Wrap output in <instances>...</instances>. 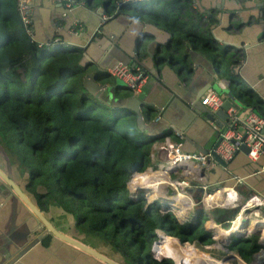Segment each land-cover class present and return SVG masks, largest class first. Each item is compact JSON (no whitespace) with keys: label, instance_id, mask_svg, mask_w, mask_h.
<instances>
[{"label":"crops","instance_id":"crops-1","mask_svg":"<svg viewBox=\"0 0 264 264\" xmlns=\"http://www.w3.org/2000/svg\"><path fill=\"white\" fill-rule=\"evenodd\" d=\"M59 1L30 0L33 41L40 46L62 44L63 42L57 37L70 42L67 32L61 30L66 24L65 19L69 24V34L74 30L77 31L78 28V36H83L78 44L66 43L62 46L77 50L75 54H79L78 64L82 70L80 86L84 77L91 74L97 84L113 89L117 101L128 99L129 108L117 109L131 113L137 131L147 135L149 139H159L153 145H171L182 153L199 154V151L195 150L196 145L211 152L214 143L221 136L223 122L217 118L209 121L203 115H195L192 101L196 95L199 96L200 104L201 99L208 92L216 93L224 101L228 98L227 90H231L233 97L239 101V105H233L230 108H236L243 113L249 107H254L264 117V0H143L139 3H128L122 9L117 3L111 15L103 22L101 18L104 16V2L92 3L91 1L90 6H87V0H78L77 9L67 14L62 2ZM141 27H145L146 35L149 37L147 43L150 44L151 55L142 53L136 58V67L146 72L147 79L141 90L133 94L121 81L112 79L108 70L120 63L119 61H127L124 56L125 51L131 56L130 63H133L132 48L135 46L136 36L142 32ZM195 42L198 44L194 46ZM156 51H160L161 56L168 63L158 64ZM237 65L240 67L235 70L234 66ZM216 67L220 74L218 80L212 77V68ZM235 81L240 82L238 87L243 92L237 89ZM209 85L215 88L212 89ZM243 85L247 90L241 88ZM247 94H252L253 98L250 99ZM106 95L109 99L108 94ZM104 104L111 106L105 101ZM133 107L143 127L157 123V120H161V124L149 130L138 129L136 111L130 109ZM155 150L153 147L151 161L153 164L161 162L158 155L154 156ZM226 164L227 167L221 169L211 160L201 172L197 170L193 172L200 175L201 179L198 182L203 185L204 194L214 195L221 189L226 196V190H231L238 196V202L235 204H240L251 194H257L264 199L263 156L253 161L239 151ZM159 171H164V167L160 165L157 172ZM164 176L168 177V174L164 173ZM25 179L26 177L21 175L15 178L20 185L25 183ZM136 185L132 184L134 191L142 189V185ZM128 190L129 193L132 191ZM182 193L190 199H194L197 195V191H194L192 195H188L184 190ZM150 196L151 200L155 198ZM132 197L134 198L133 194ZM6 201L7 198L0 199V237L6 234L9 237L14 232H32L37 225L27 209L19 205L21 210L15 216L14 213L10 214ZM147 203L152 204L149 201ZM48 205L50 207L47 211ZM177 205L173 203L170 207L177 208ZM41 208L46 209L44 211H47L48 220L61 233L74 234L83 244L101 251L109 258L117 259L118 253H115L106 242L78 233L75 222L71 223L70 217L65 215L70 213L57 202H45L44 207ZM198 209L201 210L200 206ZM185 210L188 208L185 207ZM187 214L176 213L175 215L183 217L177 220L185 223ZM210 228V225L204 227L205 231ZM252 228L250 226L249 229ZM212 229L215 230L213 227ZM240 229L243 227L237 231ZM40 233L39 231L36 235ZM91 238L98 240L87 242V239ZM234 239L237 240L233 237L228 248ZM189 243L201 246V242L197 239ZM2 244L3 242L0 241V247ZM210 253L214 254L215 251ZM175 257L165 258V260L175 264L177 262ZM124 259L128 264H136L141 260L140 258ZM30 260L33 263H30ZM91 261L90 256L79 250H73L59 240L55 242L53 250H47V242L43 243L42 240L31 248L18 264H97Z\"/></svg>","mask_w":264,"mask_h":264},{"label":"trees","instance_id":"trees-1","mask_svg":"<svg viewBox=\"0 0 264 264\" xmlns=\"http://www.w3.org/2000/svg\"><path fill=\"white\" fill-rule=\"evenodd\" d=\"M91 1L105 3L107 18L117 3L120 9L128 4L88 0L87 6ZM50 47L38 45L27 34L16 0H0V149L26 177L27 191L40 208L57 202L72 214L78 233L101 239L123 258L170 264L153 261L145 253L148 249L155 257L175 255L184 264H193L199 254L197 264H209L206 254L175 239L212 243L201 226L200 209L194 222L181 223L129 193L131 175L153 165V144L159 139L137 131L131 113L104 104L80 86L77 50L65 52L59 43L47 56ZM156 229L166 233L159 244ZM236 241L230 249L245 261L259 248L252 235Z\"/></svg>","mask_w":264,"mask_h":264},{"label":"water","instance_id":"water-1","mask_svg":"<svg viewBox=\"0 0 264 264\" xmlns=\"http://www.w3.org/2000/svg\"><path fill=\"white\" fill-rule=\"evenodd\" d=\"M72 1L75 3V5L71 10L64 8L65 13H67V14H69L71 11L73 12L77 9L76 3L78 2V0H72ZM87 2H88V0L86 1V5H88ZM65 21H66V24L63 26V28L61 30H64L65 33L67 32V34H68L67 36L70 39V42L64 41V39H62L61 37H57V38L63 42L62 44L68 43L69 45H77L80 38L83 36H78V31H76V30H74V33L69 34L68 33V31H69L68 25L69 24L67 23V19H65ZM141 28H142V32L136 36V39L134 41L135 46H134V48H132L133 53H134V57H132V59L134 60L133 63H130L131 56L129 55V53L127 51L124 52L125 53L124 56H125V59H127V61H125V62L119 61L120 63L128 65L130 68H134L136 66V62H137L136 58L140 57L142 53L146 54V55H151V53L149 52L150 44L147 43L149 41V37L146 35L145 27H141ZM62 36L65 37L64 35H62ZM34 39H35V37H34ZM56 40L57 39H55V41ZM56 46L57 45H52L51 47H56ZM156 55H157L158 64L163 65V64L168 63L161 56L160 51H156ZM19 72L22 73V79H23L25 77L24 70L21 69V70H19ZM219 76H220V74L218 72V67H216L214 69L212 68V77H214L213 79L218 80ZM238 76H239V74H238ZM239 83L240 82L235 81V86L237 87L238 90H240L238 87ZM82 86L85 89V91L87 93H89L92 97H94L95 99H99L102 102L105 101V102L111 104V106L116 108V109L121 108V107H128L129 108L128 99H122V100L117 101V99H115V97H114L113 89L110 87H105L103 85L97 84L95 82V80L93 79V75H91V74H87L84 77V79L82 81ZM209 86L212 89L215 88L212 85H209ZM106 94H108L109 99H107ZM226 94H227L228 98L223 101L222 106L216 112H212L208 108H206L205 106H202L199 102V98H198L199 96L196 95L194 100L192 101L194 114L198 115V116L203 115L204 118L206 120H209V121H214L215 118H217V120L223 122L225 117H226V111L230 107H232L233 105H239V101L233 97L231 90H227ZM108 100H110V101H108ZM130 109L136 111V109L134 107L130 108ZM136 114H137L136 115L137 116L136 122L138 123V129H140V130L143 128L146 130H149V129L153 128L154 126L161 124V120L156 119L157 123H152L148 127H145V126L143 127V124L139 120V115H138L137 111H136ZM220 127H222V125H220ZM221 140H222V137L219 136L218 139L216 140V142L214 143V145L211 149V152H208V151L201 149L200 146L195 145L194 147L196 148L195 149L196 151H199V154H202V155L210 154L213 162L216 163V165L218 167H220L221 169H224L225 167H227V164L225 162H223L215 152V149L218 147ZM241 152H243L247 155L248 149L245 146H242ZM158 157L162 163H165L167 161V159H166L167 150L166 149L161 150L158 154ZM181 167H184V166L172 168V169H170V172L173 173V172H175L176 169H179ZM149 170H151V169L149 168ZM201 176H203V174H201ZM193 182L194 181L190 182L191 187L185 188L184 192L187 193L188 195H192L194 191H197V195L195 196V202L192 199V202H193L192 207L194 210V207L199 208L198 202L200 201L201 196L204 194V189H203V185H201V183H193ZM128 185H129V182L127 184V188L129 189ZM196 186H197V188H196ZM26 187H27V182L20 185L18 180H14V179L9 178V176L5 173V171L0 168V199L4 200V198H7L6 202L10 208V212H11L10 214L14 213L15 216L19 213L18 211L21 210V208H19V205L24 207L25 209H27V211L30 213L29 215L32 216V218L35 220V223L37 225L36 228H33L32 232L31 231H23V233L22 232H14L9 237H7L8 234H6V236L0 237V241L3 242L2 246L0 247V264H18V262L20 260L21 261L23 260L24 255L27 254V252L31 248H33L37 243H39L40 241L42 242V240H43V243L47 242V250L48 249L53 250L55 242H57L59 240V241L65 243L67 246L73 248V250H75V251L79 250L83 254L90 256L91 260H92L91 263L96 262L97 264H99V263L100 264H128V263H126V260L120 254L117 255L118 256L117 259L114 257L109 258V257L105 256L101 251H98L94 248H91L90 246H88L86 244H83L80 240H78V238H76V236L74 234L61 233L48 220L47 211L49 210L50 206L47 207V211L40 210L41 208L38 206L37 201L35 200V197L30 192L27 191ZM130 193L132 195L131 191H130ZM9 198H10V200H8ZM238 209H239L238 207L236 208V210H235V208H233V209L223 208L222 210L211 211L210 215L214 219L215 223L216 222L220 223V222H222V221H219V218H221L220 216H222V217L227 216L228 219H230L231 217L233 218L235 216L236 212L238 211ZM65 215H68L70 217L71 223L75 222L72 215L67 214V213H65ZM197 215H198V211H195L194 217L196 218ZM246 224H247V221H244L245 226H246ZM225 227L229 228L228 225H226ZM39 231L41 233L39 235H36ZM208 231H213V230L211 228ZM241 232L242 231H239L238 233L232 234V236H230V237H226L224 239L222 238V241H224L226 243V245L229 246L230 245L229 243L231 242V239L233 237H235V238L243 237ZM252 234H256V231L254 230ZM155 235L157 237L156 231H155ZM176 240L179 243H181L177 238H176ZM41 246H42V248H44L43 244ZM45 248H46V246H45ZM143 261L144 260H140V261L136 262V264H143L142 263ZM29 262L33 263L32 260H30ZM157 262H160V261H157ZM19 263H21V262H19Z\"/></svg>","mask_w":264,"mask_h":264},{"label":"built area","instance_id":"built-area-1","mask_svg":"<svg viewBox=\"0 0 264 264\" xmlns=\"http://www.w3.org/2000/svg\"><path fill=\"white\" fill-rule=\"evenodd\" d=\"M60 1L62 2L63 6L68 10H71L75 5V3L72 0H60ZM142 1L143 0H123V2L125 3H130V2L139 3ZM16 3H17V12L20 22L25 28L27 34L33 40L32 38L33 21L31 16L30 0H16ZM106 19L107 17L102 16L101 22H103ZM77 31H79L78 28ZM58 44L59 43L55 45ZM239 67L240 65H237L234 67V69L237 70ZM108 73L112 79L121 81L125 85V87L133 94H136L141 90L142 86L145 84L147 79V74L142 68L136 66L134 68H130L128 65L123 63L115 64L113 67H111L108 70ZM201 104L206 108H208L210 111L216 112L222 106L223 99L214 92H208L201 99ZM223 126H224L223 131L221 133L222 140L218 145V147L215 149L216 154L223 162L228 163L232 159L234 154L241 151L242 146H245L248 149L247 157L249 159L255 161L256 159H258L259 156L264 157V117L261 116L257 112V110H255L254 107H249L243 113H240L236 108H229L226 111V117L223 121ZM157 148L161 150L164 149L167 150V157H166L167 161L162 164L166 168L171 166L169 162L170 160H172V158L181 156L184 158L183 160L185 162H188L193 166L191 168L190 167L191 165H189V168H186L183 165L185 167L184 169L186 172L193 173L196 170L198 172H201L202 169L207 167V165H209L212 160L210 154L202 155L198 153H182L179 150L174 149L171 145L165 146L164 144H162L159 145ZM176 167L179 166L176 165ZM174 173L175 172H173L172 174ZM172 185L174 188L179 187L181 192H183L185 188L191 187L190 181L175 182ZM205 196L206 194H203L201 196L200 201L198 202L201 209H203L202 207H204V204L206 206L211 205L205 202ZM134 198H137V196L134 195ZM237 207L239 209L232 219L222 221L217 225L222 227L228 225L229 226L228 229H230L233 223L238 218H242L243 221H247L246 226H250V224H252L251 219H255L258 223L264 221V213H263L264 199L261 196L257 194H251L247 196L245 199H243V201L240 204H232L230 206H227V209H233ZM191 210H193V207L191 208ZM204 210L205 207L203 209V213L205 212ZM211 220L214 221L212 217H209L208 221H206L204 225H206L207 222L210 223ZM213 226H211V228ZM224 229H226V227ZM254 230L256 231V234H252ZM155 231L157 237H159L158 232L160 230H155ZM208 232L212 244L210 246H204L203 251L207 253L209 260L211 261L217 260L221 264L224 263L264 264V233H261L255 228L249 229L248 231H245V228L243 229L242 231L243 237H246L248 235H255L256 242L259 245L258 250L251 255L250 260L245 261L239 255H237L235 251L228 248V246L224 241H222V239H218L215 236L214 230ZM179 244L184 246L187 243H183V244L179 243ZM210 251H215V253H218L217 256L211 254ZM219 251H222V253H220ZM145 252L147 253V255L149 254V256L150 255L154 256L148 251V249H145ZM159 256L156 257V259H159L160 258ZM195 262H199V259L195 258ZM175 264H184V259L182 260V262L177 260Z\"/></svg>","mask_w":264,"mask_h":264},{"label":"bare ground","instance_id":"bare-ground-1","mask_svg":"<svg viewBox=\"0 0 264 264\" xmlns=\"http://www.w3.org/2000/svg\"><path fill=\"white\" fill-rule=\"evenodd\" d=\"M183 159L184 158L181 157V156L174 157L169 162L171 164L170 167L166 168L163 165H161L162 167H164V171L151 173L152 175H149L146 178L138 179V181H136V182L134 181L135 185L136 184L139 185V186L142 185L141 186L142 189H139L137 191H134V189L132 187V180H133V178H136V174H138V173L134 174L133 178L129 182V184H131V187H132V191H131L132 194H134L136 196L138 195V197H144L146 199V201H149L147 199V193H149L150 195L155 197L152 201H154L155 199H158V200L161 199L160 201H167L171 205L173 204V202H176L177 204H179V206L178 205L177 206L180 209V210H178V212H179L178 214H182V213L183 214H187L189 212V210H191V208L193 206L192 199L187 198L184 194L178 193V195H176L175 197L172 198V201H173L172 202L167 197L166 192L163 191L164 186L169 183L170 169L176 167V165H178V166H183L184 165L186 168H189V165H191L188 162H185ZM190 167L192 168L193 166L191 165ZM150 172H152V170ZM164 173L168 174V179L165 178ZM161 178H163L164 180H162ZM226 191H227V195L226 196H225V194L223 193V191L221 189L217 190L214 195H210V196L206 195L205 196V202L208 203V204L217 205V206H226V205L230 206L232 204L237 203L238 202V196L231 190H226ZM152 201H149V202H152ZM185 207L188 208V210H185ZM223 208H227V207H223ZM182 209L184 210V212H183ZM172 211L175 213L174 208H173ZM251 220H252L251 221L252 224H250V226H252L256 230L260 231L261 233H264V221L258 223L255 219H251ZM210 225L211 226L214 225L213 226V228L215 229L214 231H216L218 233V235H219L218 236L217 233L215 232V234H216L218 239H221L219 237H228L229 235L235 233L237 231V229H239L240 227H243V229L245 228V231H248L249 228H250V226H245L244 225V221H243L242 218H238L233 223V225L231 226L230 229H224L222 226L217 225V223H215L214 221H210ZM243 229H240V231H242ZM238 232L239 231H237V233ZM158 234H159V237H157V240H158L157 243L159 244L163 240L162 235L166 234V233L159 231ZM183 252H188V251L185 250ZM200 253L201 254H206V253H203V252H200ZM198 257H199V254H198ZM193 264H197V262H195L194 259H193ZM209 264H221V263L219 261H217V260H215V261L209 260ZM224 264H226V263H224Z\"/></svg>","mask_w":264,"mask_h":264},{"label":"rangeland","instance_id":"rangeland-1","mask_svg":"<svg viewBox=\"0 0 264 264\" xmlns=\"http://www.w3.org/2000/svg\"><path fill=\"white\" fill-rule=\"evenodd\" d=\"M54 48L55 47H50V48H47V50L46 51H48L49 50V53H51V54H49V55H47V56H51L53 53V51H54ZM62 49L65 51V52H70L72 49H70V47H68V46H64V47H62ZM46 56V57H47ZM241 88H243V90H247V88H245V85H243V86H241ZM159 145H154V148L156 149L155 150V153H154V156H156V155H158L159 154V150H161V149H159V148H157ZM4 151H6L7 152V149H5L4 148ZM156 154V155H155ZM13 162L14 163H16L15 162V160H13ZM163 163L162 162H160V163H155L154 162V164L153 165H151L150 167H148L147 169H145L143 172H134L135 174L136 173H138V174H136V176L137 175H140V176H142V175H144V174H146V173H148V172H150L151 170H152V172H157L158 170H159V166L160 165H162ZM149 168L151 169V170H149ZM185 167H181V168H179V169H176L175 170V173L174 174H172L171 172L169 173V183L167 184V185H165L164 186V189H163V191H165L166 192V195H167V197L169 198V200H171L172 201V198L173 197H175L176 195H177V193H182L181 192V190H180V188L179 187H176V188H174L173 187V185L172 184H174L175 182H186V181H194V182H196V183H199L198 181L201 179L200 178V175L198 174V173H191V172H186L185 171V169H184ZM134 173L131 175V179L133 178V175H134ZM149 175H152V174H148V176ZM166 179H168V177H165ZM130 179V180H131ZM136 178H133V180H132V184L134 183V180H135ZM162 180H164L163 178H161ZM128 187H129V185H128ZM130 188V187H129ZM147 193V192H146ZM183 194V193H182ZM149 194L147 193V199L149 198V196H148ZM133 196H134V194H133ZM59 199V198H58ZM152 199V198H151ZM161 199H159L158 201H155V202H152L153 204L152 205H154V206H157L158 208H160V209H162V212H165V213H169V214H172V215H174L178 220L179 219H182L183 217H178L177 215H175V213H179L178 212V210H180L179 208H178V206H179V204H178V206H177V208H174V206L173 207H170V203L169 202H167V201H160ZM194 201H195V198L193 199ZM144 201L147 203V201H146V199L144 198ZM173 202V201H172ZM173 203H176V202H173ZM204 207H205V212H204V214H203V218H202V222H201V226L202 227H205L206 225H210V223H206V225H204L205 224V222L206 221H208V218L209 217H212L211 215H210V212L211 211H215V210H222L223 208H221L220 206H215V205H205L204 204ZM204 207H202L203 209H204ZM173 208H174V211H175V213L172 211L173 210ZM159 209V210H160ZM177 209V210H176ZM198 209V207H194V210H189V212L191 213V214H188L186 217H185V219L184 220H186L187 222L188 221H190V222H193V220L195 219V217H194V214H195V211H200V210H197ZM203 209H201L202 211H203ZM235 210H236V208H235ZM183 214V213H182ZM222 215V214H221ZM221 218H219V221H225V220H227L228 219V217L227 216H224V217H222V216H220ZM230 219H232V217L230 218ZM212 221V220H211ZM212 223V222H211ZM199 232H200V229H199ZM215 236H216V234H215ZM217 237V236H216ZM174 238V237H173ZM176 239V238H175ZM95 240H98V239H96V238H91V239H87V242H94ZM238 242V241H237ZM182 243V242H181ZM183 243H187L186 245H191V246H193L196 250H198V251H200V252H203V253H206L205 251H203L201 248H204V246H210L212 243H201L200 245L201 246H197V245H193L192 243H189V242H183ZM182 243V244H183ZM236 244V240L234 239L233 240V242H232V246H234ZM246 246H248V247H250L251 246V244H249V243H247V244H245ZM108 246V245H107ZM235 250V249H234ZM236 251V250H235ZM220 253H222V251H219ZM146 253V252H145ZM147 254V253H146ZM207 254V253H206ZM217 254L218 253H214V256H217ZM149 255V254H148ZM151 256V255H150ZM160 258L159 259H156V257L155 256H151L150 258L153 260V261H161V260H163V259H165V258H174L175 257V255H168V256H159ZM177 257V256H176ZM167 261H170V260H167ZM143 264H146L145 263V261H143L142 262ZM170 264H173L172 262H169ZM190 263H192V262H190ZM235 264V263H234Z\"/></svg>","mask_w":264,"mask_h":264},{"label":"flooded vegetation","instance_id":"flooded-vegetation-1","mask_svg":"<svg viewBox=\"0 0 264 264\" xmlns=\"http://www.w3.org/2000/svg\"><path fill=\"white\" fill-rule=\"evenodd\" d=\"M2 163V165H1ZM0 168L5 169V173L9 176V178L14 179L20 177V173L17 170V166L14 163H11L9 158H7V156L5 157V153L3 152L2 149H0ZM27 182V180L25 181ZM5 199V198H4ZM10 200V198L8 199ZM10 209V208H9ZM243 231V230H242ZM255 236V235H252ZM233 251H235L233 249ZM237 255H239V253L237 251H235ZM253 254V253H252ZM251 254V255H252ZM240 256V255H239ZM241 257V256H240ZM242 258V257H241Z\"/></svg>","mask_w":264,"mask_h":264},{"label":"clouds","instance_id":"clouds-1","mask_svg":"<svg viewBox=\"0 0 264 264\" xmlns=\"http://www.w3.org/2000/svg\"><path fill=\"white\" fill-rule=\"evenodd\" d=\"M135 174V173H134ZM142 179V178H141ZM136 196V195H135ZM138 198H142V197H138L137 196V198H134V199H138ZM203 212V211H202ZM188 214H191L190 212H188ZM187 214V215H188ZM195 220V219H194ZM194 220H193V222H194ZM218 224V223H217ZM223 228H225V227H223ZM226 229H228V228H226ZM208 232V231H207ZM165 233V232H164ZM208 234H209V232H208ZM168 235V234H167ZM169 236V235H168ZM172 237V236H171ZM157 237L155 236V239H156ZM232 250V249H231Z\"/></svg>","mask_w":264,"mask_h":264}]
</instances>
